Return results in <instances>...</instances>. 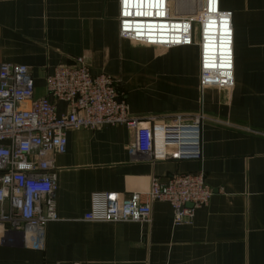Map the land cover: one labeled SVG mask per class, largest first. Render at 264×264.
Listing matches in <instances>:
<instances>
[{
	"label": "crops",
	"instance_id": "obj_1",
	"mask_svg": "<svg viewBox=\"0 0 264 264\" xmlns=\"http://www.w3.org/2000/svg\"><path fill=\"white\" fill-rule=\"evenodd\" d=\"M219 6L232 14L234 84L201 90L198 46L120 37L119 0H0V64L28 66L34 97L46 95L55 66L84 56L93 72L118 81L131 117L203 115L199 161L132 153L135 133L125 125L67 130L65 152L52 156L57 219L44 247L0 229V264H264V0ZM198 171L213 193L190 222L175 225L163 201L151 203L148 222L83 220L93 192L144 193L153 177Z\"/></svg>",
	"mask_w": 264,
	"mask_h": 264
},
{
	"label": "built area",
	"instance_id": "obj_2",
	"mask_svg": "<svg viewBox=\"0 0 264 264\" xmlns=\"http://www.w3.org/2000/svg\"><path fill=\"white\" fill-rule=\"evenodd\" d=\"M175 2L119 0V36L160 48L197 45L200 89L231 88V11L222 10L219 0H193L192 6L183 0L180 7H193V12L178 13L171 7L174 3L177 9ZM44 78L46 95L34 97L35 82L28 66L0 64L2 235L7 230L18 232L26 246L43 249L45 227L57 219L52 156L65 152L67 130L125 125L134 129L132 153L151 160H201V113L168 121L131 117L118 81L103 72H93L84 56L55 66ZM58 101L65 103V112L58 111ZM212 193L202 171L174 174L164 183L153 177L144 193L124 196L93 192L83 220L148 222L151 203L163 201L172 207L173 223L177 225L190 222Z\"/></svg>",
	"mask_w": 264,
	"mask_h": 264
},
{
	"label": "water",
	"instance_id": "obj_3",
	"mask_svg": "<svg viewBox=\"0 0 264 264\" xmlns=\"http://www.w3.org/2000/svg\"><path fill=\"white\" fill-rule=\"evenodd\" d=\"M175 4H177V3L175 2ZM180 6H182L181 5V2L179 3V5L177 4V9L176 10H177L178 13H190V12H193L192 9H189V8L188 9H186V8L185 9H182V7H180ZM187 206H190V204H187Z\"/></svg>",
	"mask_w": 264,
	"mask_h": 264
}]
</instances>
